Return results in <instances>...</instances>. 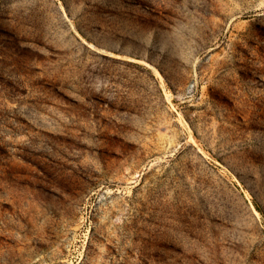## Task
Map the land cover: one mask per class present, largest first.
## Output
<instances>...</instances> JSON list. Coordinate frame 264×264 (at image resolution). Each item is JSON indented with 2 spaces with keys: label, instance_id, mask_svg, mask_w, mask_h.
<instances>
[{
  "label": "rangeland",
  "instance_id": "1",
  "mask_svg": "<svg viewBox=\"0 0 264 264\" xmlns=\"http://www.w3.org/2000/svg\"><path fill=\"white\" fill-rule=\"evenodd\" d=\"M0 264H264V0H0Z\"/></svg>",
  "mask_w": 264,
  "mask_h": 264
}]
</instances>
